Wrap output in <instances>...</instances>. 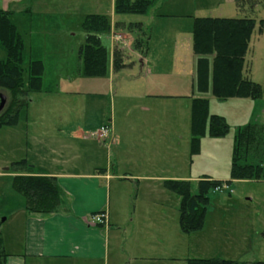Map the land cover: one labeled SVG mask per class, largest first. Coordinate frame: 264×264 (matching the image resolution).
I'll use <instances>...</instances> for the list:
<instances>
[{
    "label": "crops",
    "instance_id": "obj_1",
    "mask_svg": "<svg viewBox=\"0 0 264 264\" xmlns=\"http://www.w3.org/2000/svg\"><path fill=\"white\" fill-rule=\"evenodd\" d=\"M161 1L158 0L156 5ZM54 2L0 0V10L11 13L10 20L22 39L24 69L31 59L25 64L23 52L26 47L29 52H33L35 44H38L35 35L42 33L41 29L37 31L30 23L33 19H40V14L42 17H55L58 6ZM170 2L181 4L174 8L179 11L160 13L157 17L186 18L183 20L186 27L180 30L190 36L186 39L180 36L169 39L174 63L176 56L181 58L178 60L181 68L175 65L168 71L160 67V55L156 53L158 46L152 44L150 35L145 51L138 58V64L132 59L124 61L125 66L121 70L129 69L124 77L129 85L126 93L119 94V99H126L123 100L125 104L119 108L116 107L115 95L110 92L117 73L112 67L113 52L117 49L113 33L115 25L124 24L123 21L109 22V38L114 44L110 63L106 55L104 76H84L77 55L80 63L78 70L73 72L61 69L52 79V84L45 87L47 71L44 60L37 58L44 68L42 86L29 96L33 93L41 95L47 98L46 102L43 100L41 105L33 106L35 101L30 99L15 125L0 127V145L5 153L3 159L0 158V231L6 254L5 264H110V252L111 255L114 252V264H181L183 261L177 253V235L167 229L169 220H173L175 215L168 213L166 195L158 189L157 198L139 201L140 182L147 180L155 190L162 187V183L167 180L163 172L168 170L169 165L175 168V155L183 148L184 131L190 152V106L192 98L199 96L195 89V55L193 51L191 54V30L193 18L204 17L195 13L207 11L215 14L211 17L241 18L240 15L230 14L240 10L246 17L245 5L261 1L190 0L200 3L197 11H191L189 5H186L189 0ZM155 9V6L150 8L143 16L150 11L154 13ZM102 36L99 35L103 44ZM245 73L251 74V70L244 63ZM60 82H64V88H59ZM101 85H106L105 97L110 94L109 113H104V93L97 91ZM72 94L83 98L78 101L60 98ZM183 98L188 101L185 109L182 102L177 103L183 101ZM92 99L96 100L91 102ZM261 99L228 98L225 101L230 103L231 112L220 114L227 120L229 127L230 118L239 122L235 124L234 130L250 122L261 123L260 116L264 115ZM71 110L82 115L81 124H70L64 119ZM184 110L186 120L183 124ZM106 122L109 131L107 146L113 149V153L106 152V147L97 139L99 127ZM202 138L200 149L205 139ZM7 152L16 157H7ZM21 160L32 167L31 174L56 178L61 199L54 213L26 212L23 196L16 193L11 184L15 174L26 173L13 172L9 168L12 163ZM121 160L127 165V172L119 173ZM139 165L148 170L146 175L140 176L139 172L143 171H136ZM192 178L172 176L169 179L191 181ZM178 207L179 204L177 210ZM99 211L106 212V223L91 224L89 216ZM5 225L7 231H4Z\"/></svg>",
    "mask_w": 264,
    "mask_h": 264
},
{
    "label": "rangeland",
    "instance_id": "obj_2",
    "mask_svg": "<svg viewBox=\"0 0 264 264\" xmlns=\"http://www.w3.org/2000/svg\"><path fill=\"white\" fill-rule=\"evenodd\" d=\"M258 1L261 2L256 4L249 2L245 5V12L246 15H248L246 17L256 21L245 57V65L247 64V67L250 68L251 74L245 73V76L256 83L264 85V26L261 28L259 27V21L264 20V0ZM53 4L58 6L55 17H42L40 14V19H33L30 23L37 31L41 29L42 33L35 35L38 44H35L33 52H29L27 47L25 52H23L25 55V64H27L30 59L40 58L44 60L45 69L47 71L44 77L45 87H49V85L52 84V79L61 69L62 71L72 70L73 72L78 70L80 64L77 56L78 50L85 42V32L81 24L88 14L104 15L109 22L115 20L124 22V24H116L113 33V41L117 44L115 48L120 52L123 62H129V60L132 59L134 61L136 60L138 64V58L141 56L142 47L145 45L144 42L151 35L152 44L158 46L156 48V53L160 55L158 63L162 69L169 71V69H173L175 65L178 67V60H182L176 56L174 63V57L171 54L172 50L169 46V39L176 36L186 39L188 35L190 36L186 31L180 30L186 27L183 23V20L186 18L182 19L178 16L177 18L157 17L160 13H173L179 11L174 8L181 4L171 3L170 0L161 1L160 4L155 6V14L150 13V11L145 16L140 14H116L113 11V0H60V2L55 0ZM199 4L198 2L194 3L189 0L186 5H189L188 7L191 11L194 9L197 11L199 10ZM195 5L197 6L196 8H194ZM231 13L230 15L233 16L240 15L245 17V14L240 10ZM195 15L210 16L215 14L206 11L196 12ZM140 22L145 25H141V31H138L130 24ZM110 30L102 36V42L106 47V55L109 63L111 61V48L114 44L109 38ZM116 38L118 41H115ZM38 39L41 40L39 41ZM5 58V51L0 48V61ZM120 71L121 72L115 74L113 87L110 92V94L115 95L116 107L118 108L125 104L123 101L125 98L123 100L119 99V94L122 92L126 93L129 85V82H125L126 80H124V77H126L125 74H127V72L129 73V69L126 68ZM23 77L27 80V72L25 69ZM58 86L59 88H64V82H60ZM97 91H102V93H104V98L102 99L103 109L104 113H109L110 94L105 97L107 91L106 85H101V88H97ZM4 94L6 97L5 106L10 97L8 92ZM36 96L37 94L35 93L30 96L31 101H35L33 106H39L42 104L43 100L45 101L47 99L41 95ZM202 96L209 99V112L217 115L229 111L231 112L230 103L228 101L219 100L210 93L203 94ZM60 98L78 101L83 97L72 94V96L68 97L62 95ZM95 100L96 99H92L91 102ZM178 102H182V106L185 109L188 101L183 98V101H177V103ZM142 103L145 105L144 102ZM261 104V110H264V97L261 99ZM91 105L94 106V103H91ZM91 109L94 110V107H91ZM263 118L264 115H261L259 120L261 123H264ZM64 119L70 124H81L83 121L82 115L75 114L73 110H71L69 116H65ZM56 120L58 121V119ZM185 120L186 110H184L183 124ZM229 122V134L221 138L205 135L203 137L205 139L202 138L203 143L201 149L198 154L195 155H191L188 151V144H186L187 138L185 135L186 131H184V144L180 152L175 155V168L169 165L168 170L163 172L164 175L167 176V180H170L169 178L172 176L193 177L190 181L192 184L191 191L192 193H196L198 191L197 180L203 176L219 180L228 179L233 137L235 134L234 126L236 123H239L233 118H230ZM98 133L99 131L97 134ZM97 139L106 147V152L112 151L111 153H113V149L107 146L108 138L104 139L101 137ZM3 155H5V153L0 145L1 159H3ZM7 157L15 158L16 156L7 152ZM119 165V173L128 171L127 165L123 162ZM136 171H143L139 173H141L140 176H144L148 170L140 166ZM5 187H8V184H5ZM158 189L163 190L166 195L165 204L168 206V213H173V215H175L173 220H169L170 222L168 223L167 229L177 235L176 241L179 243L177 253L183 260L181 264H185L186 258H220L240 262L264 261V181L236 180L231 183L228 189L211 191L208 194L209 202L203 227L198 231L188 234L182 233L178 223L179 213L177 206L179 204V197L168 190L164 182L161 188L155 190L153 186L149 185L147 180H141L138 192L139 201L146 202L151 201L153 198H157L159 195ZM230 189L231 191H229ZM124 191L128 193L127 190ZM133 194L134 192L130 195V198ZM114 211L117 212L115 209ZM1 219L2 217L0 220ZM6 226L7 225L4 226V231L5 229L6 231L8 230ZM114 257V252L112 255L110 252V259L112 258L110 264L116 263Z\"/></svg>",
    "mask_w": 264,
    "mask_h": 264
},
{
    "label": "trees",
    "instance_id": "obj_3",
    "mask_svg": "<svg viewBox=\"0 0 264 264\" xmlns=\"http://www.w3.org/2000/svg\"><path fill=\"white\" fill-rule=\"evenodd\" d=\"M158 0H114L116 14H146L156 6ZM9 11L0 10V48L6 58L0 61V90L9 93L7 104L0 111V127L15 125L24 113L30 93L42 86L43 64L32 59L27 68V80L23 77V43ZM141 31V23H130ZM256 21L249 17H195L192 24V51L195 55V89L190 106V154H198L204 135L214 138L225 137L229 132L226 119L210 114L209 103L201 95L210 93L219 100L231 97L261 99L264 85L250 80L243 74L245 55ZM264 20L259 21V27ZM81 27L85 42L79 47L78 56L82 74L87 77L104 76L106 72V48L100 34L110 30L106 16L88 14ZM148 38L145 40L147 43ZM145 45L142 51H145ZM125 66L120 52H113L112 67L115 72ZM26 82V83H25ZM6 98V97H5ZM6 100V99H5ZM15 174L11 184L14 191L23 196L28 213L51 214L59 206L61 190L54 177L31 174L32 167L24 160L9 167ZM234 180L264 181V124L250 122L236 128L233 137L232 155L227 180L203 176L197 181L198 191L192 193L188 180H166L165 187L179 197V227L188 234L200 230L209 202L208 194L218 186H230ZM0 231V264H5ZM185 264H264V261L240 262L220 258H187Z\"/></svg>",
    "mask_w": 264,
    "mask_h": 264
},
{
    "label": "built area",
    "instance_id": "obj_4",
    "mask_svg": "<svg viewBox=\"0 0 264 264\" xmlns=\"http://www.w3.org/2000/svg\"><path fill=\"white\" fill-rule=\"evenodd\" d=\"M115 41H118V39L116 38ZM108 124L104 123L100 129H99V133H98V138L100 139L101 137H103L104 139L108 138ZM229 187L227 185H223V186H218L216 187L214 190L216 191H221L224 189H228ZM231 191V190H229ZM107 220V214L105 211H99L96 213H93L89 216V221L91 224L93 225H102L105 224Z\"/></svg>",
    "mask_w": 264,
    "mask_h": 264
},
{
    "label": "water",
    "instance_id": "obj_5",
    "mask_svg": "<svg viewBox=\"0 0 264 264\" xmlns=\"http://www.w3.org/2000/svg\"><path fill=\"white\" fill-rule=\"evenodd\" d=\"M5 104V94L0 90V111L3 109Z\"/></svg>",
    "mask_w": 264,
    "mask_h": 264
}]
</instances>
